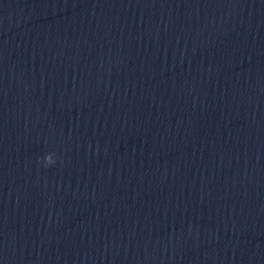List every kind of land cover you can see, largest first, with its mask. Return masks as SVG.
<instances>
[{
  "label": "clouds",
  "instance_id": "obj_1",
  "mask_svg": "<svg viewBox=\"0 0 264 264\" xmlns=\"http://www.w3.org/2000/svg\"><path fill=\"white\" fill-rule=\"evenodd\" d=\"M44 162H45V166H49V165L54 164L56 162L54 159V155L52 153L47 154L44 157Z\"/></svg>",
  "mask_w": 264,
  "mask_h": 264
}]
</instances>
